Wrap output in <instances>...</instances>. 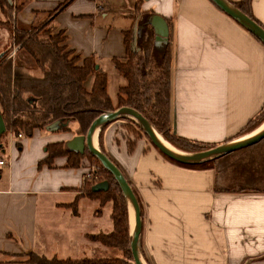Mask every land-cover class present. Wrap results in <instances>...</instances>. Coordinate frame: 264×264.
Returning a JSON list of instances; mask_svg holds the SVG:
<instances>
[{
    "label": "crops",
    "instance_id": "0c3cea01",
    "mask_svg": "<svg viewBox=\"0 0 264 264\" xmlns=\"http://www.w3.org/2000/svg\"><path fill=\"white\" fill-rule=\"evenodd\" d=\"M9 3L12 9L20 6L12 26L48 23L53 34L65 37L61 44L79 57L78 65L92 57L101 68L103 58L113 68V59L126 60V31L133 32L138 22L149 24L152 15L162 17L168 38H154V46L159 53L171 50L170 119L179 136L215 145L236 139L264 104V45L210 0ZM251 9L264 26V0H252ZM5 20L0 6V52L12 42ZM86 82L90 87L92 80ZM122 123L106 124L101 140L139 201L144 264H264V192H215L211 168L178 165L143 137L128 149ZM64 132L35 128L30 137L2 144L0 264H29L30 252L81 258L104 257L111 250L86 238L108 232L111 223L105 229L94 223L100 214L83 190L85 168L70 166L66 155L54 157L50 166L42 163L47 144L74 136ZM75 200L74 211L69 205ZM84 204H93L89 229L79 210Z\"/></svg>",
    "mask_w": 264,
    "mask_h": 264
},
{
    "label": "trees",
    "instance_id": "16d2710c",
    "mask_svg": "<svg viewBox=\"0 0 264 264\" xmlns=\"http://www.w3.org/2000/svg\"><path fill=\"white\" fill-rule=\"evenodd\" d=\"M230 2L264 28L252 13V0ZM0 6L6 19L3 25L12 34L14 44L19 45V48L34 60L40 71L38 76L27 73L25 68L13 64L11 57L7 58L8 52L0 57V115L4 120L7 133L12 131L15 134L21 133L30 137L35 128L45 129L54 122H68L69 125L70 121H73L76 123L75 134L84 135L92 121L103 112L128 106L141 113L156 131L177 149L197 152L215 146V144L190 140L173 131L170 119L171 50L169 46L162 53L156 50L151 25L138 22L134 46L132 29L126 31L124 34L126 60L123 62L112 60L115 69L125 79V84L118 88L117 104L114 106L107 91V74L98 66L94 58L86 57L82 64L78 65L79 57L77 55L70 57L71 53L65 51L61 44L65 39L61 32L53 34V28L48 23L39 27H14L12 26L13 15L20 6L17 5L12 9L9 0H0ZM90 76H92V82L87 88L85 83ZM29 99L32 100L29 101ZM118 120L142 131L134 121L127 117ZM263 122L264 104L258 113L237 132L235 138L249 134ZM68 125L60 131L70 130ZM105 125L99 130V143ZM138 138H140L139 135L132 142L127 140L128 149L133 148ZM0 144V151H2L4 146L1 142ZM46 151L47 155L42 163L48 166L51 165L54 157L66 155L68 164L78 167L83 155L67 151L63 142L47 144ZM175 163L194 169L211 168L214 173L213 190L215 192H264V138L255 144L209 161L193 165ZM97 166L101 173L106 174L108 189L93 192L91 190L93 184L85 181L83 190L89 199L98 201L99 206L106 202L111 203L109 213L111 229L106 233H88L86 238L99 242L117 253L104 257L48 258L30 252L25 258L27 263L134 264L130 250L129 214L126 199L110 172L99 161ZM76 204L77 200L69 207L75 211Z\"/></svg>",
    "mask_w": 264,
    "mask_h": 264
},
{
    "label": "water",
    "instance_id": "95a60500",
    "mask_svg": "<svg viewBox=\"0 0 264 264\" xmlns=\"http://www.w3.org/2000/svg\"><path fill=\"white\" fill-rule=\"evenodd\" d=\"M217 8H219L222 12L232 18L235 22H237L240 26H242L245 30L255 36L263 45H264V28L258 24L255 20H253L248 15L244 14L238 8H236L230 1L228 0H210ZM151 20L149 21V25L152 26L154 31L155 41H164L168 38V26L166 21L158 16L152 15ZM158 22V23H157ZM136 32L137 25L133 26V46L136 42ZM10 46V45H9ZM8 46V47H9ZM8 48L4 51L0 52V57L7 52ZM98 66L96 65V68ZM32 99H29L31 101ZM122 117H127L134 121L146 134L149 141L167 158L187 165L198 164L204 161H209L225 155L227 153L233 152L235 150L241 149L243 147L250 146L259 142L264 138V128L255 134L248 136L246 138V134L239 138L229 140L227 142L217 144L214 147L197 151V152H186V154H182L181 152L174 151L168 147H166L161 140L158 138V132L156 129L148 122V120L137 110L128 107L122 106L113 111L103 112L99 116H97L92 123L90 124L86 134L82 135H74L72 138L66 140L63 143L64 148L69 152L80 153L83 154L85 150H87L91 155L95 156L101 165L112 175L113 179L119 185L125 199L127 202V207L129 211V205L134 209V225L132 232H130V250L133 258L134 264H143L140 252V232H141V209L138 203L137 197L130 186L129 182L118 168V166L100 149L96 148L93 144V135L95 128L99 126L100 128L107 123L112 121H116ZM264 123V122H263ZM68 125V122H54L48 125L45 129L50 132L60 131ZM6 131V126L2 116L0 115V135ZM174 131V130H173ZM157 132V133H156ZM1 145V144H0ZM180 150V149H179ZM109 186L108 181L102 180L96 182L91 187L93 192L104 191L107 190Z\"/></svg>",
    "mask_w": 264,
    "mask_h": 264
},
{
    "label": "rangeland",
    "instance_id": "374dc122",
    "mask_svg": "<svg viewBox=\"0 0 264 264\" xmlns=\"http://www.w3.org/2000/svg\"><path fill=\"white\" fill-rule=\"evenodd\" d=\"M12 37V34H11ZM12 42L11 44H9V48L7 50L8 54H7V58H9V54H12V52H14L15 50V54L12 55L11 59L13 61V64L15 65H19L22 68H25L26 72L33 75V76H38L40 75V71L37 69L39 67L36 66L34 60L27 54L25 53L21 48H19V45H15L13 42V39H11ZM72 57V56H70ZM102 66H103V71L106 72L107 74V91L109 96L111 97L112 103L114 104V106H116L117 101H116V95H117V91L119 86H123L125 84V79L124 77L118 73V71L112 67V64L110 63V60L103 58L102 60ZM89 79L92 80V76L89 77ZM86 87H88L87 82L85 83ZM124 121L121 124L122 126V131H123V135H126L128 138V140H130V142H132V140L135 139L136 136H140L143 137L151 147L155 148L161 155H163L148 139V137L137 127L135 126H131L130 124H125ZM70 130L64 132V134H72L75 135V127H76V123L73 121H70L69 125ZM46 130V129H43ZM47 131V130H46ZM50 132V131H48ZM10 133H7V130L0 135V142L3 145H6L7 142L8 144L10 143V137H9ZM24 137H26L25 134H23ZM15 132H14V138H15ZM16 140H19V138H16ZM97 147H99L102 151H104L103 148V142L102 140H100L99 143V133H98V140H97ZM164 156V155H163ZM80 165L83 166L85 168V180L88 184H95L96 182L102 181L106 179V174L101 173L99 171L98 168V160L94 157H92L88 152H84L82 157L80 158ZM88 174V175H87ZM247 192H251V193H259L260 191H247ZM84 204L81 208V206H79V210L80 213L82 214V216L84 217V220H87V212L92 210L93 204L92 205H88ZM130 209V206H129ZM96 210L98 212V214H100L99 216L95 217V221L94 223H96V225L101 229H105L107 228L108 223L110 222V217H109V213L111 211V203L110 202H106L103 205L99 206V202L96 201ZM129 214V232H132V227L134 225V216L131 213V211H128ZM131 215V216H130ZM133 216V218H132ZM84 226L89 229L88 227H90V224L88 223V220L86 223H84ZM116 251L110 250L105 252L103 255L105 256H109V255H114L116 254Z\"/></svg>",
    "mask_w": 264,
    "mask_h": 264
},
{
    "label": "bare ground",
    "instance_id": "6f19581e",
    "mask_svg": "<svg viewBox=\"0 0 264 264\" xmlns=\"http://www.w3.org/2000/svg\"><path fill=\"white\" fill-rule=\"evenodd\" d=\"M264 128V123L263 124H261L257 129H255L252 133H250V135H246L245 137H243V138H246V137H248V136H251V135H253V134H255L256 132H258V131H260V130H262ZM99 130H100V127L99 126H97L96 128H95V131H94V135H93V144H94V146L96 147V148H98L97 147V138H98V133H99ZM157 133V132H156ZM158 138L161 140V142L166 146V147H168V148H170V149H172V150H174V151H177V152H181L182 154H186V152H184V151H182V150H179V149H177V148H175L172 144H170L164 137H162L161 136V134H159L158 133ZM130 206V211H131V213L133 214V216H134V209L132 208V206L131 205H129ZM131 216V215H130ZM133 216H132V218H133ZM132 229H133V227H132ZM132 231V230H131ZM143 262V261H142ZM144 264V263H143Z\"/></svg>",
    "mask_w": 264,
    "mask_h": 264
},
{
    "label": "built area",
    "instance_id": "2783aa9c",
    "mask_svg": "<svg viewBox=\"0 0 264 264\" xmlns=\"http://www.w3.org/2000/svg\"><path fill=\"white\" fill-rule=\"evenodd\" d=\"M15 52V51H14ZM14 52H12V54L11 55H9L8 57H12V55L14 54ZM9 133H10V135H9V139H10V142H12L13 140H15L16 138H20L21 136H22V134L21 133H17V134H15V138H14V132H12V131H8ZM6 164V160H4V159H0V165H5ZM88 175V174H87Z\"/></svg>",
    "mask_w": 264,
    "mask_h": 264
}]
</instances>
